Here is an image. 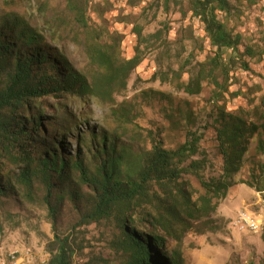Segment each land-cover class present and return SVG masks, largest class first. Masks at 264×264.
I'll return each instance as SVG.
<instances>
[{
	"label": "rangeland",
	"instance_id": "374dc122",
	"mask_svg": "<svg viewBox=\"0 0 264 264\" xmlns=\"http://www.w3.org/2000/svg\"><path fill=\"white\" fill-rule=\"evenodd\" d=\"M72 1L76 10L70 0H0V21L15 15L36 29L44 38L39 48L49 59L47 71L58 79L73 73L90 87L98 85L102 71L92 63L88 47L101 49L111 61L135 56L140 61L123 89L117 78L81 96L61 89L19 111L14 129L24 127L25 133L15 142V152L22 146L31 154L35 174L24 188L17 180L22 166L2 164L0 264L15 252L27 257L29 252L35 263L46 264L56 235L69 237L72 264H126L123 226L117 217L83 221L92 211L94 193L79 180L73 163L83 160L92 169L98 162L87 146L91 134L97 135L95 141L106 137L115 146L123 175L135 173L155 144L173 151L187 140H198L191 159L200 161L199 173L212 187L229 182L224 198L217 201L185 170L175 182L146 185V196L132 203L131 226L164 238L167 259L177 251L182 264H264V155L257 151L259 135L246 133L240 170L225 178L216 136L220 111L239 116L248 127L264 120V0H228L229 10L215 13L239 36L235 50L219 51L193 14L192 0ZM75 11L83 22L76 20ZM197 80L200 92L186 94L184 88H195L191 84ZM47 156L66 162L63 176L44 169ZM188 164L187 159L177 167L186 169ZM184 197L189 203L183 204ZM204 200H210L206 207ZM239 212L257 222L256 233L237 225Z\"/></svg>",
	"mask_w": 264,
	"mask_h": 264
},
{
	"label": "trees",
	"instance_id": "16d2710c",
	"mask_svg": "<svg viewBox=\"0 0 264 264\" xmlns=\"http://www.w3.org/2000/svg\"><path fill=\"white\" fill-rule=\"evenodd\" d=\"M70 4L76 10L72 0ZM192 4V12L200 17L204 24L210 44L218 51L222 48L235 50L239 36H233L215 14L229 10L228 0H192ZM75 12L76 20L83 22V15ZM43 40L40 33L21 17L6 15L0 21V172L3 163L21 165L17 180L24 188L30 187L35 171L32 170L34 158L24 147L21 146L18 153L15 152V142L19 141L20 134L25 133L24 127L14 129L16 123L18 127V122L15 120L19 111L28 109L32 102L61 89L76 91L81 96L83 93L94 92V89L99 86L114 83L115 78L123 89L129 73L140 61L138 56L124 62L111 61V58L101 49L88 47L87 51L92 63H96L102 71L98 85L91 88L76 74L70 73L64 79H58L49 74L46 68L49 59L39 48ZM245 54H249L248 50ZM243 67L247 68L246 65ZM262 67L264 72V59ZM191 85H195V88L186 86L184 92L189 95L198 94L199 80ZM220 113L221 125L216 129V136L223 157L222 175L225 178L240 170V162L248 142L246 133L249 137L255 133L259 135L257 151L264 155V120L258 126L249 124L248 127L239 116L225 114L223 111ZM28 121L35 123L33 118ZM96 138V134H91L90 142L87 144L93 156L98 157L94 167L89 168L83 160H76L73 163L74 168L79 172V180L89 186L94 193L92 211L83 217L84 223L98 222L113 215L116 216L123 226L122 251L128 255L126 264H182L181 255L177 251H171L170 260L167 259L164 238L156 234L144 235L131 226L132 203L146 196V185L149 182H157L158 185L164 186L165 181L175 182L185 170L192 172L200 185L207 193H213L217 201L224 198L230 187L229 182L222 180L212 187L210 182L204 181L199 173L200 161L191 159L197 153L198 140L196 139L187 140L173 151L165 150L155 144L150 152L141 157L135 173L126 172L123 175L119 169L122 159L113 154L115 146L108 142L106 137L98 141H95ZM100 155L104 157L100 159ZM56 158V156L52 160L48 159V156L43 158L42 166L45 170L55 171L59 176H63L65 168L68 169L67 164L64 160L58 161ZM187 159L189 164L186 169L177 167ZM39 164L41 165V160ZM179 191L182 192V190ZM1 192L3 188L0 185ZM49 198H51L50 191L46 201ZM183 201V204L186 201L189 203L186 197ZM209 204L210 200H204L202 206L206 207ZM186 208L191 213L190 206ZM197 210L201 212L199 208ZM208 210L205 212L207 213ZM210 210L214 212L215 208ZM50 211L53 213V209ZM54 242L56 245L54 253L46 264H72L73 248L69 237L56 235Z\"/></svg>",
	"mask_w": 264,
	"mask_h": 264
},
{
	"label": "built area",
	"instance_id": "2783aa9c",
	"mask_svg": "<svg viewBox=\"0 0 264 264\" xmlns=\"http://www.w3.org/2000/svg\"><path fill=\"white\" fill-rule=\"evenodd\" d=\"M242 221H249V229L246 231H249L251 233H256V232H254V229H253L254 219L251 216H249L245 212H239V221H238L237 225L240 226V222H242ZM29 262H34V261L32 260L31 254L28 252V261H20V256H16V261H6V264H28ZM37 262H38V264L45 263L44 261H42V262L37 261ZM3 264H5V263L3 262Z\"/></svg>",
	"mask_w": 264,
	"mask_h": 264
},
{
	"label": "bare ground",
	"instance_id": "6f19581e",
	"mask_svg": "<svg viewBox=\"0 0 264 264\" xmlns=\"http://www.w3.org/2000/svg\"><path fill=\"white\" fill-rule=\"evenodd\" d=\"M238 221H239V217H238ZM240 228L243 229V230H248L249 229V221L240 222ZM253 229H254V232L259 229L258 225H257V222L255 220L253 221ZM15 253H12L9 256V261H16V256H20L21 255V254L18 255L17 253L16 254ZM20 261H28V257L27 256H20ZM28 264H38V262L37 263L29 262ZM42 264H44V263H42Z\"/></svg>",
	"mask_w": 264,
	"mask_h": 264
}]
</instances>
